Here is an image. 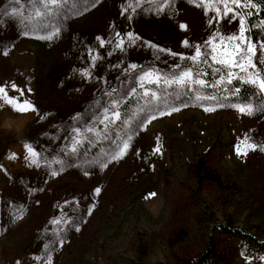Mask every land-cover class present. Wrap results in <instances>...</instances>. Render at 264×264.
Masks as SVG:
<instances>
[{
	"label": "rangeland",
	"instance_id": "rangeland-1",
	"mask_svg": "<svg viewBox=\"0 0 264 264\" xmlns=\"http://www.w3.org/2000/svg\"><path fill=\"white\" fill-rule=\"evenodd\" d=\"M13 7L0 0V86L35 111L0 96V264H178L210 240L228 264H264V152L238 154L248 138L264 145V111L233 107L264 106V93L241 82L254 69L232 64L239 15L188 0H76L45 21L59 28L48 41L3 16ZM252 16L245 36L259 48ZM197 48L206 57L194 61ZM183 71L206 86L164 83ZM197 158L222 185L197 182Z\"/></svg>",
	"mask_w": 264,
	"mask_h": 264
},
{
	"label": "snow or ice",
	"instance_id": "snow-or-ice-1",
	"mask_svg": "<svg viewBox=\"0 0 264 264\" xmlns=\"http://www.w3.org/2000/svg\"><path fill=\"white\" fill-rule=\"evenodd\" d=\"M76 0H13L14 5L17 7H13L10 12L6 11L3 13V16L8 17L12 20H18L20 23L24 25L25 31L24 35H29L30 31H40L41 29H45L46 31L49 29H52V25L45 24V21L50 19V17L56 15L58 12H60L62 9L67 8L69 5H74ZM85 3H87V0H84ZM98 2V0H97ZM145 2H157V0H135V4L138 6L141 3ZM160 3L165 2V0H159ZM167 2L170 4L173 2V0H167ZM189 3H195L198 7H204L205 9V15H208L209 7L216 8V5L223 4L225 5V10L223 11V16L221 18H229V19H236L237 15H239V23H240V33H239V39L240 44L236 45L235 54L232 57V64H234L237 67L241 68V71L248 72L249 68L254 69L253 73L248 74L247 78L244 79L243 83L246 84H253L258 86L260 93H264V69L257 68L256 62H259L260 64H264V44H261L259 48H257L256 44L253 43V41L250 38H246L245 33L247 31L251 30V26L246 24L245 17L251 16V12H242L239 14L234 13V10L229 5H236L237 7H243L245 8H256L258 5L261 6V12H264V0H209V3L206 5L205 0H188ZM26 5H34V10L27 14V7ZM128 7H131V3L126 4L122 8L121 14H124V10ZM88 9L85 8L83 11H87ZM229 13H233L231 17H229ZM76 14H82V12H77ZM217 15H220V10L217 9ZM215 19V18H214ZM2 18H0V26L3 24ZM211 19L209 20V23L211 24ZM219 22V21H217ZM261 26L264 27V22L261 23ZM182 29L185 27V25L180 26ZM59 28L57 27L55 30L47 31L46 35L38 36L39 39H44L51 41L55 36L58 35ZM222 39H226L229 41L236 40L238 37L233 34L230 36L222 37ZM241 45H246L245 47H242ZM119 46V45H118ZM0 51H3L0 49ZM261 53L262 55H257V53ZM4 55H7V52H3ZM175 55V54H173ZM205 56L206 54L202 53L199 48L196 49V54L193 59L194 61L200 58L201 56ZM245 61L247 62L245 64ZM202 62H207L206 58ZM221 62V61H217ZM132 68H135L136 65H132ZM219 72L220 69H217ZM151 74L145 73V77H150ZM229 81L228 83H232V77L233 74L229 73ZM159 79V78H158ZM191 82L194 84H199L201 86H206V82L202 80H195L192 79V74L190 71H183L180 74H176L173 76L171 80L164 81L165 84L168 85H178L182 88L186 87V85ZM15 89V85L12 86ZM234 94L239 92V89H230ZM21 94H23L21 92ZM0 96L4 99L6 104L12 105L13 109L17 113H27L29 111H35V106L31 104L30 101H24L23 103H16L15 98L9 97L8 92L6 91L5 87L0 86ZM196 99L199 101L201 99H215V97H200L197 96ZM225 106V105H221ZM233 107H236L237 111L241 114L245 115H253L255 112L258 111H264V106H254L251 104H248L246 106H239V105H233ZM212 109H206V111H209ZM172 111H179V108L173 107ZM163 114V113H162ZM118 116V114H117ZM155 119V117H153ZM128 139H131L129 137ZM251 138H248L242 142L243 148L238 149V154L247 155L248 151H262L264 152V145H259L254 142H250ZM24 147L27 150V155L25 157L26 160H29L31 164H38V160L36 159L38 156V153L33 150L32 146L30 144H25ZM128 148L127 142L124 143L123 148L119 152L118 155H113L112 159L116 160L121 158L125 151ZM72 151H76L75 148L72 149ZM154 151L159 152L160 149L156 148ZM10 159H15L14 156L10 157ZM101 166H106L104 162H101ZM56 173L53 172L52 175H55ZM96 194H99L101 189L96 188L95 190ZM151 195H155V193H152ZM91 212V210H90ZM53 223H60V221H53ZM79 229H77L78 231ZM17 264H19V261H17Z\"/></svg>",
	"mask_w": 264,
	"mask_h": 264
},
{
	"label": "trees",
	"instance_id": "trees-1",
	"mask_svg": "<svg viewBox=\"0 0 264 264\" xmlns=\"http://www.w3.org/2000/svg\"><path fill=\"white\" fill-rule=\"evenodd\" d=\"M255 9L256 12L252 13L253 19L258 22H264V12H261V6L258 5ZM258 68L264 69V64H260ZM244 94L248 98L250 96L249 90L246 89ZM194 174L198 183L209 180L222 185V183L217 178L213 177V175L210 173V170L205 167L200 158L196 159ZM258 246L261 249L264 257V244H259ZM221 250V248L212 243L210 240L206 243L204 251L199 256H196L195 258L185 262H179L178 264H228L226 254Z\"/></svg>",
	"mask_w": 264,
	"mask_h": 264
}]
</instances>
